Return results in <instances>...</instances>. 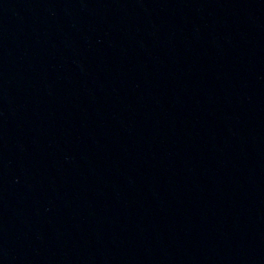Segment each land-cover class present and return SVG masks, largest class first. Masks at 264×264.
<instances>
[{"label": "water", "instance_id": "95a60500", "mask_svg": "<svg viewBox=\"0 0 264 264\" xmlns=\"http://www.w3.org/2000/svg\"><path fill=\"white\" fill-rule=\"evenodd\" d=\"M0 264H264V0H0Z\"/></svg>", "mask_w": 264, "mask_h": 264}]
</instances>
